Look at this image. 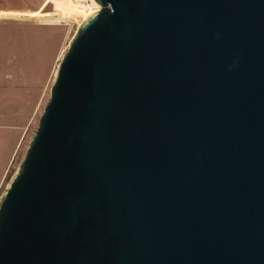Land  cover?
Returning <instances> with one entry per match:
<instances>
[{"label": "water", "instance_id": "95a60500", "mask_svg": "<svg viewBox=\"0 0 264 264\" xmlns=\"http://www.w3.org/2000/svg\"><path fill=\"white\" fill-rule=\"evenodd\" d=\"M0 194V264H264V0H95Z\"/></svg>", "mask_w": 264, "mask_h": 264}, {"label": "crops", "instance_id": "0c3cea01", "mask_svg": "<svg viewBox=\"0 0 264 264\" xmlns=\"http://www.w3.org/2000/svg\"><path fill=\"white\" fill-rule=\"evenodd\" d=\"M44 2L45 0H39L35 9L10 8L0 4V10L12 13L1 14L0 22L20 25L16 29L17 37L8 35L0 38V185L11 159L17 152L18 139L24 132L23 129L34 119L37 50L32 51V43L27 37L30 32L35 33L36 27H32V24L38 26V32L41 25L47 24L43 19L39 21L40 17L46 19L41 15L53 9L45 10L47 4L44 5ZM37 8L43 9L36 10ZM33 54L34 59L31 58Z\"/></svg>", "mask_w": 264, "mask_h": 264}, {"label": "rangeland", "instance_id": "374dc122", "mask_svg": "<svg viewBox=\"0 0 264 264\" xmlns=\"http://www.w3.org/2000/svg\"><path fill=\"white\" fill-rule=\"evenodd\" d=\"M39 0H0L1 6L10 7V8H26V9H35L38 6ZM45 10L53 11L56 7L49 0H45L44 5ZM43 9L37 8L36 10ZM41 21H45L47 24L41 25L38 32L36 25L32 24V27L35 26V33L31 32L28 35V40L32 43V51H35L36 56V70L35 73V84L36 89V106L34 111V119L27 124V128L23 129L20 139H18V149L16 154L10 161V164L5 172L3 181L0 185V194L4 188H6L8 182L10 181L13 173L17 170L21 157L24 155L26 150V145L31 138L33 131L39 122V115L43 111V107L46 104V101L50 95L51 85L54 80V76L57 69V64L59 59L63 56L66 51L70 40L73 38L77 27L81 24L82 21L76 20H65L62 22L53 20H46L43 17H40ZM31 25V24H30ZM20 25L12 24L9 22H0V38L4 36H18L17 28ZM28 26V25H26ZM31 27V26H30ZM31 29V28H30ZM37 32V33H36ZM31 34V35H30ZM6 38V37H5ZM35 54L31 58L34 59ZM30 56V55H28Z\"/></svg>", "mask_w": 264, "mask_h": 264}, {"label": "bare ground", "instance_id": "6f19581e", "mask_svg": "<svg viewBox=\"0 0 264 264\" xmlns=\"http://www.w3.org/2000/svg\"><path fill=\"white\" fill-rule=\"evenodd\" d=\"M49 1L53 3L56 9L54 11L51 10V12H48L41 16L46 17V19L48 20L54 21L55 19L56 21L59 22L65 20H76L83 22L92 12L94 13L100 7V5L95 0H49ZM9 12L0 10V15L7 14Z\"/></svg>", "mask_w": 264, "mask_h": 264}, {"label": "snow or ice", "instance_id": "6c2138e0", "mask_svg": "<svg viewBox=\"0 0 264 264\" xmlns=\"http://www.w3.org/2000/svg\"><path fill=\"white\" fill-rule=\"evenodd\" d=\"M32 15H35V13H33Z\"/></svg>", "mask_w": 264, "mask_h": 264}]
</instances>
